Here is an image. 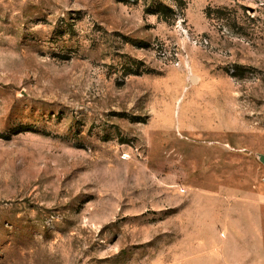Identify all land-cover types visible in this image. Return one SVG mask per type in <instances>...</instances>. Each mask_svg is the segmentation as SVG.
<instances>
[{"label":"rangeland","instance_id":"rangeland-1","mask_svg":"<svg viewBox=\"0 0 264 264\" xmlns=\"http://www.w3.org/2000/svg\"><path fill=\"white\" fill-rule=\"evenodd\" d=\"M263 157L264 0H0V264H257Z\"/></svg>","mask_w":264,"mask_h":264},{"label":"crops","instance_id":"crops-1","mask_svg":"<svg viewBox=\"0 0 264 264\" xmlns=\"http://www.w3.org/2000/svg\"><path fill=\"white\" fill-rule=\"evenodd\" d=\"M256 203L257 204L259 203L260 205L264 206V195L260 196V200L259 201L257 200ZM255 220H256V218H255ZM257 220H260V221L264 220V212L260 213ZM263 236H264V234H262V233L260 234V236L258 235V240H257L258 244L255 245V247H256L255 250H253V251L245 250L246 252H255L257 254H260V256H259L260 260L258 261L257 264H264V242L262 243V237Z\"/></svg>","mask_w":264,"mask_h":264},{"label":"water","instance_id":"water-1","mask_svg":"<svg viewBox=\"0 0 264 264\" xmlns=\"http://www.w3.org/2000/svg\"><path fill=\"white\" fill-rule=\"evenodd\" d=\"M191 79H192L193 81H195V76H192ZM262 159H263V161H264V157H263Z\"/></svg>","mask_w":264,"mask_h":264},{"label":"bare ground","instance_id":"bare-ground-1","mask_svg":"<svg viewBox=\"0 0 264 264\" xmlns=\"http://www.w3.org/2000/svg\"><path fill=\"white\" fill-rule=\"evenodd\" d=\"M195 80H196V78H195Z\"/></svg>","mask_w":264,"mask_h":264}]
</instances>
